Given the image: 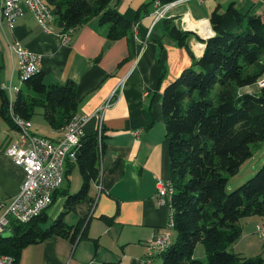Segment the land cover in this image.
Instances as JSON below:
<instances>
[{
  "label": "crops",
  "instance_id": "0c3cea01",
  "mask_svg": "<svg viewBox=\"0 0 264 264\" xmlns=\"http://www.w3.org/2000/svg\"><path fill=\"white\" fill-rule=\"evenodd\" d=\"M154 1H111L109 9L118 11L132 25L116 40L109 39L110 24L102 25L97 17L77 27L66 42L55 23L52 31H44L28 12L17 19L14 28L5 23L0 25V85L11 89L12 102L18 89L30 93L21 85L18 57L9 49V45L18 42L40 58L46 85L70 80L76 83V116L88 118L83 136L99 133L98 138L103 136L105 146L100 179L98 183L91 182L86 197L71 209H65L68 196L83 185L80 170V179L77 177L74 184L69 181L74 170L79 169L69 163L64 173L66 181L63 180L46 211L48 223V214L55 206L52 222L64 214L67 225L76 227L82 223L84 237L73 242L71 237L54 236L28 246L21 252L18 264H162L163 260H156L162 256L149 260L150 239L168 234L173 244L177 241V231L167 229L169 207L159 208L154 199L156 179L172 180L162 109L164 90L203 56L205 43L198 39L206 41L214 36L210 17L217 6L225 11L234 2L241 14L259 16L264 22V0L189 1L169 11L172 18L157 22H154ZM185 13L202 23L195 30H187L193 36L181 45L170 28L184 32ZM250 88L244 92H260L249 91ZM115 90L120 99L105 111L103 132H97V111ZM1 109L0 98V200L9 201L19 194L25 173L6 154L10 143L18 139V133L3 118ZM34 118H41V123H35ZM30 122L38 136L57 140L64 135L63 128H51L40 106L35 108ZM48 223L44 227L51 225ZM261 224L264 217L245 221L241 238L230 247L231 251L253 257L249 254L253 253L249 252L253 242L250 233ZM241 242L247 245H239Z\"/></svg>",
  "mask_w": 264,
  "mask_h": 264
},
{
  "label": "trees",
  "instance_id": "16d2710c",
  "mask_svg": "<svg viewBox=\"0 0 264 264\" xmlns=\"http://www.w3.org/2000/svg\"><path fill=\"white\" fill-rule=\"evenodd\" d=\"M43 1L61 33L94 17L102 25L110 24V40L118 39L132 26L118 11L109 9L112 0ZM210 23L214 36L206 41L196 37L205 43L203 56L163 94L178 239L162 255V264H264L260 256L246 258L230 250L241 238V219L264 217V165L245 184L227 191L229 177L253 155L252 146L264 142V87L258 94L244 92L264 77V22L259 16L241 14L236 3L231 2L225 11L217 6ZM170 33L181 45L193 36L176 27H171ZM24 87L30 93L17 90L12 102L15 116L30 121L40 106L54 130L65 129L77 117L74 81L46 85L40 72ZM0 98L1 114L10 122L8 95L1 85ZM98 135L83 136L77 161L67 163L79 166L83 185L79 192L68 196L66 210L81 202L91 182L98 183L100 179L105 146L102 142L100 151ZM63 216L48 228L44 227L48 223L46 212L27 224L14 223L12 232L0 237V255H11L18 264L21 252L28 246L54 236L71 237L73 242L84 237L82 223L69 226ZM199 244L205 247L208 262L195 258Z\"/></svg>",
  "mask_w": 264,
  "mask_h": 264
},
{
  "label": "built area",
  "instance_id": "2783aa9c",
  "mask_svg": "<svg viewBox=\"0 0 264 264\" xmlns=\"http://www.w3.org/2000/svg\"><path fill=\"white\" fill-rule=\"evenodd\" d=\"M197 1L204 3L208 0H173L163 2L155 0V21L172 18L168 15L169 11L177 6L189 2ZM235 1V0H230ZM31 13L38 24L45 31L51 30V23H55V18L51 11L41 9L38 5H33L32 0H0V25L6 23L10 28H14L17 19L24 13ZM201 20H195L190 13L182 15V26L188 32L189 25H201ZM72 29L69 35H59L66 42L73 34ZM195 30V29H194ZM191 31V30H190ZM10 51L14 52L19 60V72L22 73V81L25 82L41 72L39 66L40 58L31 50L15 42L9 45ZM258 86L264 87V77L259 81ZM8 95V117L10 123L18 133V139L12 141L6 149V154L14 163L21 167L25 173V180L20 188L19 194L9 201L0 200V237L6 232H12V226L16 224H27L45 213L53 203L54 193L61 189L64 180V173L68 162H76L71 159V148L81 147L83 137V125L87 117H80L78 125L71 129V133L53 140L49 137L38 136L33 133L32 122L23 124L22 119H17L12 112L11 89L1 86ZM117 90L100 107L96 116L99 119L97 132H103V116L105 111L114 106L120 99ZM100 151H102V139H98ZM159 208L166 207L167 189L165 180L156 179V193L154 197ZM168 230H173L167 224ZM257 234L260 238L264 237V227L257 226ZM165 244H173L168 234H158L153 236L149 243V260L158 256L159 250ZM0 264H16V259L11 255H0Z\"/></svg>",
  "mask_w": 264,
  "mask_h": 264
},
{
  "label": "rangeland",
  "instance_id": "374dc122",
  "mask_svg": "<svg viewBox=\"0 0 264 264\" xmlns=\"http://www.w3.org/2000/svg\"><path fill=\"white\" fill-rule=\"evenodd\" d=\"M258 90H260V87L257 84L256 86L250 88L249 91H258ZM34 122L35 123H39V122L41 123V118H34ZM252 154L253 155L251 156V158H249L240 167L238 172L234 176L229 177V181H228V184H227V191L228 192H232V191L236 190L237 188H239L240 186H242L243 184H245L248 180L253 178L256 175V173L258 172V170L264 165V142H261L259 144L253 145L252 146ZM77 177H78V180H79L80 179V173H79V169L78 168H76L74 170V173H72L70 175L69 181L74 184V181H75V179ZM64 181H66V179ZM73 187H74V185H73ZM79 190H80V187L77 190L73 191L72 194L77 193ZM56 208H57L56 206L53 207V209L48 214V218H49L48 225H50V223L52 222V220L54 218V214L53 213L56 210ZM253 218L260 219L262 217H260V216H252V217L243 218V219H241V226L243 225V223L245 221L246 222H250L251 219H253ZM68 221L71 222L72 219H68ZM259 226H263L264 227V224H261ZM242 229H243V226H242ZM175 231H173V233H175ZM6 234H8V232H6ZM250 236H252L251 238L253 239V242L251 243L252 246L249 247V252H253V253H249V254H253L252 255L253 257L260 256V257L264 258V237L260 238L258 236L257 231H256V227L254 229H252V231L250 233ZM248 240H249V238L247 239V242H248ZM247 242H241V244H239V245H242V246L243 245H247ZM231 248H232V246H231ZM231 248H230V250H231ZM233 248H234V246H233ZM256 250H258V251H256ZM254 252H257V253H254ZM194 256H195V258H197V259H199L201 261H204V262H208V260H209L208 259V253H207L205 247L202 244H199L197 246ZM239 256H241V255H239ZM156 260L162 262L163 259L160 258V257H157Z\"/></svg>",
  "mask_w": 264,
  "mask_h": 264
},
{
  "label": "bare ground",
  "instance_id": "6f19581e",
  "mask_svg": "<svg viewBox=\"0 0 264 264\" xmlns=\"http://www.w3.org/2000/svg\"><path fill=\"white\" fill-rule=\"evenodd\" d=\"M32 4L33 5H38L41 7V9H46V11H50L49 8L46 6V4L44 3L43 0H32ZM52 25L53 23H51V29H52ZM190 29H195L197 28L196 25H189ZM71 32V30L63 32L62 35H69V33ZM20 80H22V73L20 72ZM17 119H22L18 116H15ZM80 121V118L76 117L74 118L69 125L64 129V135H68L71 133V129H74L76 125H78ZM22 123L23 124H30L31 122L28 120H24L22 119ZM79 151V147H72L71 148V159L72 160H76L77 158V154ZM166 183V189H167V199H166V205L169 207V225L170 227H174L175 229V221H174V210H173V206H172V196H173V183L172 181H165ZM172 242V241H171ZM173 244H165V246H163L159 252H158V256H162L165 252H167Z\"/></svg>",
  "mask_w": 264,
  "mask_h": 264
},
{
  "label": "water",
  "instance_id": "95a60500",
  "mask_svg": "<svg viewBox=\"0 0 264 264\" xmlns=\"http://www.w3.org/2000/svg\"><path fill=\"white\" fill-rule=\"evenodd\" d=\"M5 235H7V234H4L2 237H4Z\"/></svg>",
  "mask_w": 264,
  "mask_h": 264
}]
</instances>
